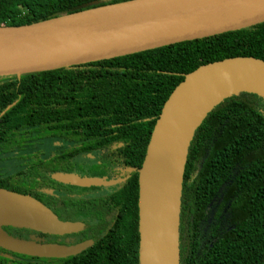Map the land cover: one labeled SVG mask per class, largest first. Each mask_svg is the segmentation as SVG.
Segmentation results:
<instances>
[{"label": "trees", "instance_id": "16d2710c", "mask_svg": "<svg viewBox=\"0 0 264 264\" xmlns=\"http://www.w3.org/2000/svg\"><path fill=\"white\" fill-rule=\"evenodd\" d=\"M138 0H0V26L19 27ZM264 62V23L124 57L0 77V189L28 195L81 232L50 236L4 227L37 243L76 245L81 253L36 258L0 249V264H138V170L162 107L185 75L230 58ZM55 141L50 155L37 144ZM29 151V153L24 152ZM97 155L90 165L76 161ZM118 180L78 188L57 175ZM102 192L87 199L85 195ZM180 264H264V105L252 94L224 100L194 133L184 169Z\"/></svg>", "mask_w": 264, "mask_h": 264}, {"label": "water", "instance_id": "95a60500", "mask_svg": "<svg viewBox=\"0 0 264 264\" xmlns=\"http://www.w3.org/2000/svg\"><path fill=\"white\" fill-rule=\"evenodd\" d=\"M160 1L138 0L38 24L0 26V77L111 60L264 23V0H177L169 8L153 6ZM136 9L150 11L130 12ZM241 93L259 97L264 105L262 60L238 57L203 65L185 75L164 103L138 170V264H180L181 195L190 143L215 107ZM55 180L78 188H107L119 182L75 174L57 175ZM4 227L50 236L84 228L80 222L60 221L31 196L0 189V249L60 259L92 245L90 240L66 246L17 239Z\"/></svg>", "mask_w": 264, "mask_h": 264}, {"label": "rangeland", "instance_id": "374dc122", "mask_svg": "<svg viewBox=\"0 0 264 264\" xmlns=\"http://www.w3.org/2000/svg\"><path fill=\"white\" fill-rule=\"evenodd\" d=\"M58 147L57 143H52L51 141H47L44 145L37 144L34 149L42 150L46 155H48L52 150ZM24 153H29V151H25ZM80 162L87 163L89 160L87 158H80ZM22 160L18 159L17 156H11L6 160L0 162V172L3 174H11L16 170L21 168Z\"/></svg>", "mask_w": 264, "mask_h": 264}, {"label": "flooded vegetation", "instance_id": "af4514ba", "mask_svg": "<svg viewBox=\"0 0 264 264\" xmlns=\"http://www.w3.org/2000/svg\"><path fill=\"white\" fill-rule=\"evenodd\" d=\"M52 143H57V142H55V141H51ZM45 143H47V141H45V142H42L40 145H44ZM58 144V147H55V149L54 150H52L48 155H50V154H52L53 152H55V151H59V149H62V144L61 143H57ZM40 151H42V150H40ZM43 152V151H42ZM44 153V152H43ZM45 154V153H44ZM46 155V154H45ZM80 158H87V160H89V162H87V163H82V162H80ZM8 159V158H7ZM97 159V155L96 154H93V155H82V156H79L77 159H76V161H78L79 163H82V164H86V165H90V164H92V163H94V161ZM4 160H6V159H4ZM3 161V160H2ZM1 162V161H0ZM0 174H3V173H1L0 172ZM102 192H99V193H96V194H89V195H85V198H87V199H94V198H97V197H99V196H102Z\"/></svg>", "mask_w": 264, "mask_h": 264}, {"label": "bare ground", "instance_id": "6f19581e", "mask_svg": "<svg viewBox=\"0 0 264 264\" xmlns=\"http://www.w3.org/2000/svg\"><path fill=\"white\" fill-rule=\"evenodd\" d=\"M177 2H178L177 0L176 1H174V0H162V1L159 2L158 5L154 4L153 6H157V8L158 7H160V8H169L171 6H174ZM151 5H147L146 8H152L153 6H151ZM151 10H153V9H151ZM148 11H150V10L149 9H145V10L144 9H136V10H132L130 12L131 13H140V12H148Z\"/></svg>", "mask_w": 264, "mask_h": 264}]
</instances>
